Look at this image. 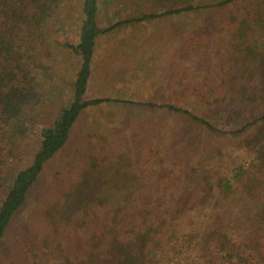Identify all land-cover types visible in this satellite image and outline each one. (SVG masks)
<instances>
[{"label":"trees","instance_id":"obj_1","mask_svg":"<svg viewBox=\"0 0 264 264\" xmlns=\"http://www.w3.org/2000/svg\"><path fill=\"white\" fill-rule=\"evenodd\" d=\"M61 1L0 0V251L46 166L69 148L83 110L111 101L85 98L97 37L125 24L184 13L203 14L210 31H226L219 34L218 48L208 54L214 59L212 71L219 75L215 78L225 87L233 86L235 92L229 97L216 95L211 101L202 92L209 86L199 82L193 95L201 105L216 103L205 115L232 126L220 128L206 116L172 103L141 104L190 117L210 132L244 137L238 144L246 148V167H234L232 176L200 190L205 197L215 190L224 199L234 196L236 211L232 204L222 206L206 228L186 230L182 222L195 212L193 197L178 206L179 200L167 192L143 187L145 177L135 170L112 171L115 167L107 164L111 160L105 151L108 145L91 143L73 150L81 165L75 177L64 165L54 174L57 182L66 180L71 188L62 191L63 204L57 200L41 214L42 221L52 224L49 243L28 244L32 226L18 246L13 244L10 256L15 264H264V0H154L156 11L108 28L98 23L99 0H83L79 41L66 44L81 57L73 99L51 125L42 128L31 164L14 172L10 157L29 135V125L37 123L43 102L34 57L28 51L31 34L39 15L58 9ZM112 177L118 184L135 187L102 189L100 185Z\"/></svg>","mask_w":264,"mask_h":264},{"label":"rangeland","instance_id":"obj_2","mask_svg":"<svg viewBox=\"0 0 264 264\" xmlns=\"http://www.w3.org/2000/svg\"><path fill=\"white\" fill-rule=\"evenodd\" d=\"M82 3L83 0H62L58 9L40 14L37 19L28 51L34 57L33 71L43 102L38 108L37 123L29 125V135L10 157L9 167L14 172L31 164L42 128L51 125L73 99L81 57L66 44L79 41L84 18ZM154 3V0H99L98 23L101 28H108L120 20L154 12ZM206 20L203 14L182 13L125 24L100 35L85 98L111 101L87 107L81 113L70 135L69 148L46 166L45 175L32 188L28 204L15 217L10 227L11 238L0 251V264H15L10 256L13 244L18 246L17 242L23 240L32 226L35 228L30 231L28 244L34 242L40 247L45 241L49 243L52 224L42 221L41 214L57 200L63 204L66 198L61 193L71 188L66 180L63 184L57 182L54 174L59 165H64L75 177L81 165L78 166L73 150L88 148L91 143L108 145L105 151L111 157L107 164L115 167L112 171L129 174L135 170L145 177L143 187L167 192L171 199L179 200L178 206L185 205L188 196L193 197L195 212L182 222L186 230L206 228L222 206L232 204L236 211L234 196L227 200L215 190L205 197L200 190L233 173L234 167H246L249 161L246 148L238 144L244 137L210 132L190 117L141 104L172 103L206 116L220 128L232 126L205 115L216 103L201 105L193 95L194 85L199 82L209 86L202 92L211 101L216 95L229 97L235 92L233 86L225 87L219 77L215 78L219 75L212 71L214 59L208 54L218 48L219 34L226 31H210L205 26ZM115 180L112 177L111 182L100 187L112 190L135 187Z\"/></svg>","mask_w":264,"mask_h":264},{"label":"crops","instance_id":"obj_3","mask_svg":"<svg viewBox=\"0 0 264 264\" xmlns=\"http://www.w3.org/2000/svg\"><path fill=\"white\" fill-rule=\"evenodd\" d=\"M102 35V34H101ZM100 37V35L97 37V39H96V46H95V49H96V47H97V43H98V38ZM94 53H95V51H94ZM93 61H94V57H93ZM92 73V72H91ZM85 110V109H84ZM83 110V111H84ZM77 123V122H76Z\"/></svg>","mask_w":264,"mask_h":264}]
</instances>
